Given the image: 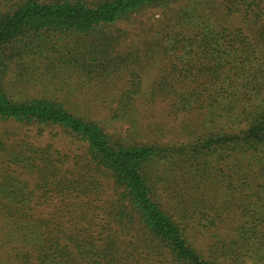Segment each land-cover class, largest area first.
<instances>
[{
  "label": "trees",
  "instance_id": "obj_1",
  "mask_svg": "<svg viewBox=\"0 0 264 264\" xmlns=\"http://www.w3.org/2000/svg\"><path fill=\"white\" fill-rule=\"evenodd\" d=\"M153 11H161L151 22L159 30L153 34L149 27L140 38L153 39L158 50L153 56L167 66L149 98L165 99L177 113L219 114L221 128L209 124L191 145L125 146L61 100L11 94L12 79L25 76L26 64L38 61L49 71L68 64L62 58L48 61L56 44L71 38H98L76 66L114 72L109 54L104 56L117 36L112 29L141 24ZM116 60H124L126 70L127 56ZM131 96H136L132 89L124 100L130 103ZM4 123L58 127L83 143L86 168L67 177L64 156L46 157L34 174L38 185H5L0 211L7 231L0 235V264H246L217 261L195 243L188 223H181L186 210L216 223L201 201L171 207L159 200L148 171L167 158L192 162L190 185H223L230 194L242 193L245 220L234 243L244 242L254 261L264 260V0H0ZM12 152L0 141V159L31 170L39 163L36 153L29 159ZM170 207L179 208L178 219Z\"/></svg>",
  "mask_w": 264,
  "mask_h": 264
},
{
  "label": "rangeland",
  "instance_id": "obj_2",
  "mask_svg": "<svg viewBox=\"0 0 264 264\" xmlns=\"http://www.w3.org/2000/svg\"><path fill=\"white\" fill-rule=\"evenodd\" d=\"M174 9H177V6H174ZM160 12L146 14L144 18L139 19L141 24H118L112 29L113 35L117 36L109 43L104 56L109 54L107 65L113 68L114 72L106 70L108 68L104 70L92 68L91 72H87L88 69L76 66V62L87 59L84 53L89 49L88 45L96 46L98 38L95 36L71 38L56 44L57 52L50 55L48 61L56 63V60L62 58L65 62L69 61L68 64L65 65L63 62L62 67L59 70L53 68L54 71L46 70L43 63L38 61L26 64L23 68L25 76L12 79L15 85L12 84L11 94L17 99L48 97L61 100L82 117L103 126V130L112 141L121 145H191L204 137L209 131L207 129L209 124L213 123L218 128L225 124L219 114L212 117L209 115L207 118L198 113H177L165 99L149 98L152 88L167 64L161 57L153 56L158 52L153 39L147 41L146 38H140V34L143 35L141 31L149 30V27L153 34H156L159 28L151 26V22L160 18ZM118 28L121 30L119 35ZM123 28H128L129 33L127 30L123 33ZM121 34L125 37H120ZM116 56L120 58L127 56L126 70L123 69L124 60L121 63L116 60ZM134 57H137L136 61L131 60ZM131 89L136 96L134 98L131 96L129 103L124 100V95L131 92ZM0 141L4 147L10 145L12 153L19 150L25 158L32 159L36 153L39 162L35 161L36 168L31 170L23 167L24 163L12 165L9 160L0 159V191L5 185H23V181L25 185L32 187L38 185L35 175L41 170L42 159L46 157L56 159L64 156L68 162L62 168L66 170L64 172L68 174L67 177L71 175L76 177L78 173L81 175L86 168L83 143L67 137L56 126L20 127L14 123H4L0 125ZM3 157L7 158L4 155ZM163 160L169 162L160 160L154 163V167L150 166L148 171V174L149 172L151 174L150 184L159 189H157L159 200L171 207L176 204H189L192 200L201 201V205L212 211L210 215L216 220L213 227L209 216L191 214L193 213L191 210H186L185 219L181 220L183 224L188 223L195 243L204 255L225 263L264 264V260L254 261L252 250L248 251L249 247L245 248L244 242H241V245L234 243L237 238L240 239L237 228L245 220L241 217L239 208L242 205L239 200L242 193L238 196L230 194L225 191L223 185H190L193 179L189 171L192 162L176 158ZM74 166L79 169L73 171ZM84 182L87 183L88 179L86 178ZM102 185L108 183L103 182ZM171 207L168 208L169 213L174 219H178L175 212L179 208L177 210L176 206L173 209ZM2 217L0 211V235L3 233L1 237L7 231L4 230L5 223ZM12 245L20 246L18 242H13ZM212 246H216L217 249L223 247V251L216 249L214 252L216 247Z\"/></svg>",
  "mask_w": 264,
  "mask_h": 264
}]
</instances>
